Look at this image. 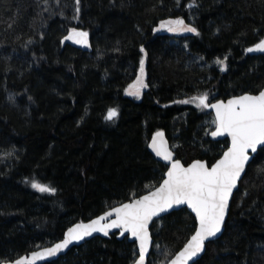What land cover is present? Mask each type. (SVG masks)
Returning a JSON list of instances; mask_svg holds the SVG:
<instances>
[{
  "label": "trees",
  "instance_id": "16d2710c",
  "mask_svg": "<svg viewBox=\"0 0 264 264\" xmlns=\"http://www.w3.org/2000/svg\"><path fill=\"white\" fill-rule=\"evenodd\" d=\"M190 3L81 0L73 19L75 0H0V263L157 185L166 166L148 150L154 131H166L184 164H211L227 147L226 139H209L206 108L180 101L264 87V53L246 52L264 38V0ZM177 17L191 19L199 34L156 30ZM73 27L89 32L90 52L62 43ZM142 58L148 87L129 96ZM215 61L225 68L209 65ZM109 108L119 113L111 121ZM32 180L56 192H40ZM194 225L185 208L155 219L147 264H165ZM134 252L113 233L45 264H132ZM197 264H264V147L239 182L221 236Z\"/></svg>",
  "mask_w": 264,
  "mask_h": 264
},
{
  "label": "snow or ice",
  "instance_id": "6c2138e0",
  "mask_svg": "<svg viewBox=\"0 0 264 264\" xmlns=\"http://www.w3.org/2000/svg\"><path fill=\"white\" fill-rule=\"evenodd\" d=\"M44 3L47 4L48 0H44ZM80 3L81 0H75L73 19L79 18ZM192 3L194 5L195 0H192ZM160 28L169 32L199 34L195 27L185 23L181 17L161 20ZM64 40H73L76 44L89 46V32L73 27ZM141 51H144L143 47ZM255 51L264 52V38L247 48L249 53ZM218 62L224 63V61ZM139 65L136 80L126 89L129 95L140 96L142 90L148 87L145 82L144 58L140 60ZM9 99L11 100L12 97ZM180 102L195 103L200 108L214 109L215 130L211 132V135L231 137L230 146L215 163L209 164L207 161L196 159L185 166L180 159L174 158L173 152L166 146L164 133L157 131L152 137L150 147L155 151L156 156L168 162L170 167L155 191L128 203H122L118 207H112L88 223L80 222L73 225L68 228L64 238L54 246L45 248L42 252H32L30 260L21 257L11 264H35L37 260L46 256H56L69 245L82 241L95 232H101L107 236L110 229H121V235L130 233L138 243V252H134L132 264H146V256L153 245V237L149 230L150 223L153 222L154 217H159L161 213L172 209L173 206L182 204H186L195 213L196 223L193 234L175 253L170 264H190V262L197 264L195 258L205 250L206 242L222 232L229 210L230 197L245 172V166L250 158L249 150L255 152L258 145H264V90L258 95L244 93L233 96L226 102L217 100L215 103H210L207 93L192 96ZM118 114L116 108H109L105 119L114 120ZM31 186L40 192H56L54 187L35 180L31 181ZM106 220L108 222L102 223ZM156 247L159 248V245L157 244Z\"/></svg>",
  "mask_w": 264,
  "mask_h": 264
},
{
  "label": "water",
  "instance_id": "95a60500",
  "mask_svg": "<svg viewBox=\"0 0 264 264\" xmlns=\"http://www.w3.org/2000/svg\"><path fill=\"white\" fill-rule=\"evenodd\" d=\"M189 6H193V3H190ZM80 29L86 31V30L83 29V28H80ZM164 30H166V29H162V28L159 27V29H158L157 31L161 32V31H164ZM87 32H88V31H87ZM68 33H69V31L63 36V38H62V40H61L63 44H69V45H71V46H73V47H75V48H77V49H80V50H82V51H86V52H90V51L92 50L90 34H89V46H84V45L76 44L73 40H64V37H65L66 35H68ZM254 45H255V44H254ZM254 45H252V46H254ZM252 46H250V47H252ZM246 52H247V49H246ZM247 53H248V54H258V53H264V52L255 51V52H251V53L247 52ZM262 90H264V87H263L262 89H260L258 92H255V93H252V92H242V93H239V94L230 95V96H228V97H226V98H216V99L210 100L209 102H210V103H215L217 100H224V101L226 102L228 99L232 98L233 96H239V95H242V94H244V93H249V94H252V95H258L259 92L262 91ZM206 109L212 114L213 118L215 119V110H214V109H211V108H206ZM214 130H215V125H214L213 128H211V129L209 130V132H208V137H209L210 140L216 142V141H219V140H225V139H226L227 142H228L227 147L222 151V153H221V154L219 155V157L217 158V159H219V158L223 155V152L226 151L227 148L230 146V144H231V137H230V136H227V135L218 136V137H213V136L211 135V132L214 131ZM157 131H162V132L164 133V139H165V141H166V146H167V147L173 152L174 158H175V159H179V158L176 157V153H175V151H174V149H173V147H172V145H171V142H170L169 138L167 137L166 131H165L164 129H158V130L154 131V132L152 133L150 139H149V142H148V150H149V152L152 154V156H153L157 161L161 162L162 164H164V165L166 166L165 172H164V174H163V178L161 179V181H160L157 185H155V186L152 187L151 189L147 190L146 192H144V193L140 194L139 196L134 197V198H132V199H130V200H127V201L121 202V203H119V204H116V205L113 206V207H118V206H120V204H122V203H128V202H130V201L133 200V199H138L140 196L147 195L149 192H151V191H155V189H156L157 187H159L160 184L162 183V180L164 179L165 173L167 172L168 167H170V165L168 164V162L164 161L161 157L156 156L155 151L150 147V145H151V141H152V137H153V135H154ZM263 147H264V145H258V146H257V149H256L255 152H252L251 150H249V157H250V158H249L248 163H247L246 166H245V172H246L247 166H248L249 163L252 161V159H253V157L255 156V154L257 153V151H258L259 149L263 148ZM197 159H199V158H197ZM217 159H216V160H217ZM193 160H196V159H193ZM193 160H191V161L188 162L187 164L191 163ZM200 160H204V159H200ZM216 160H215V161H216ZM204 161H206V160H204ZM215 161H214L213 163H215ZM181 162H182V161H181ZM182 163H183V162H182ZM187 164H185V166H187ZM211 164H212V163H211ZM245 172L242 174L241 179L243 178ZM241 179H240V180H241ZM240 180L238 181L237 187L233 190V194H232V196L230 197V201H229V210H228L227 215H226V220H227L228 215H229V211H230V206H231V200H232V197H233L235 191L238 189V186H239V182H240ZM111 208H112V207H111ZM111 208H109V209L106 210V211H109ZM181 208H185V209H187V210L193 215V217H194V219H195V213H193L192 210H191L186 204H182V205H176V206H173L172 209H169V210H167L166 212L161 213L159 217H154V218H153V221H154L155 219H159V218L163 217L164 215H166V214H168V213H170V212H172V211L179 210V209H181ZM106 211H105V212H106ZM103 214H104V212H103L102 214L98 215V216H101V215H103ZM98 216H94V217H92V218H90V219H88V220H85V221H76V222L70 224V225L66 228V230L64 231L63 237H62L61 239L57 240L56 242H54V243H52V244H50V245H46V246H42V247H39V248H37V249H34V250L30 251V252L27 253V254H23V255H21V256H18V257H16V258H14L13 260L2 261L0 264H11V262H14V261L18 260V259H20L21 257H26L27 259L30 260V259H31V253H32V252H34V251H40V252H42L43 249H45V248H50V247L54 246L56 243L60 242V241L64 238V235H65V233L67 232L68 228H70V227H72L73 225H75V224H77V223H80V222L88 223L90 220H92V219H96ZM112 218L114 219L115 217L113 216ZM226 220H225V222H226ZM104 222H108V220H106V221H102V223H104ZM152 223H153V222H151L150 225H149V230H150V232H151L150 227H151ZM195 223H196V221H195ZM223 230H224V226H223L222 232H223ZM121 232H122L121 229H110V230H109V234H108L107 236H105V235H104L103 233H101V232H95V233H93L91 236H89V237H85L84 240L79 241V242H74L73 244L69 245V247H68L67 249L61 251V252L58 253L56 256H52V257H47V256H46V257H44L43 259L37 260V261L35 262V264H45V263L51 262V261H53V260H56V259H58V258L64 256V255L67 254L72 248L77 247V246L83 244L85 241H87V240H89V239H91V238H94V237L108 238V237H109L111 234H113V233H117V237H118L119 239H123V238L126 237L127 240H128L129 242L134 243L135 246H136V250H137V252H138V243L135 241V238H133V237L131 236L130 233H124L123 235H121ZM193 232H194V231H193ZM193 232L189 235L188 239H189L190 236L193 234ZM222 232L219 233V234H217V237H215V238H211V239H210L209 241H207L206 243H208V242H210V241L217 240V239L221 236ZM186 241H187V240H186ZM185 243H186V242H185ZM183 245H184V244H183ZM182 247H183V246H182ZM182 247H181V248H182ZM181 248H180V249H181ZM151 249H152V246L149 248V253H148V255L146 256V264L148 263V258H149V254H150ZM180 249H178L175 253H177ZM205 250H206V244H205ZM205 250H204V251H203L198 257L195 258L196 261H197L198 259L201 258V256L205 253ZM175 253H174V254H173V255L167 260V262H166L165 264H170V260L174 257ZM190 264H191V262H190Z\"/></svg>",
  "mask_w": 264,
  "mask_h": 264
},
{
  "label": "rangeland",
  "instance_id": "374dc122",
  "mask_svg": "<svg viewBox=\"0 0 264 264\" xmlns=\"http://www.w3.org/2000/svg\"><path fill=\"white\" fill-rule=\"evenodd\" d=\"M169 19H175V18H169ZM165 20H167V19H165ZM184 20H185V23H187V24H191V25H192L191 19H188V20L184 19ZM159 27H160V24H159V26L156 28V30H158ZM161 32H163V33H167V34H172V35H174V36H186V35H188V34H190V33H193V32H169V31H167V30H164V31H161ZM209 65H211V66H217V67H219L220 69H224V68H225V62H224L223 64H221V63H219L218 61H215V62H212V63L209 64ZM138 74H139V69H138V73H137V75H138ZM137 75H136V77H137ZM145 76H146V73H145ZM136 77H135V79H134L133 81L136 80ZM133 81H132L130 84H132ZM145 82H146V80H145ZM130 84H129V85H130ZM129 85H128V86H129ZM126 89H128V87H127ZM143 91H144V89L142 90V93H143ZM125 92H126L127 95H129V94L127 93V91H125ZM142 93H141V94H142ZM129 96H134V95H129ZM210 117H211V123H210V127H209V128H212V127L214 126V124H213L214 118H213V116H212L211 113H210ZM209 128H208V129H209ZM171 145H172L173 148L175 147V143H174V142H172Z\"/></svg>",
  "mask_w": 264,
  "mask_h": 264
}]
</instances>
